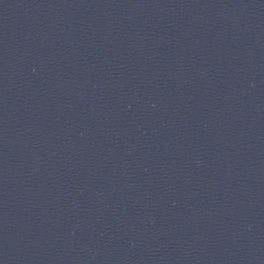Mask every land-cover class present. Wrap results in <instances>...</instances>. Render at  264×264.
<instances>
[{"label":"water","instance_id":"95a60500","mask_svg":"<svg viewBox=\"0 0 264 264\" xmlns=\"http://www.w3.org/2000/svg\"><path fill=\"white\" fill-rule=\"evenodd\" d=\"M0 264H264V0H0Z\"/></svg>","mask_w":264,"mask_h":264}]
</instances>
